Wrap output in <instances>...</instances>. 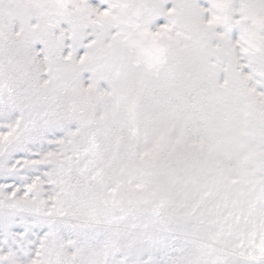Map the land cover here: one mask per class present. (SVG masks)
<instances>
[{"label": "snow or ice", "instance_id": "1", "mask_svg": "<svg viewBox=\"0 0 264 264\" xmlns=\"http://www.w3.org/2000/svg\"><path fill=\"white\" fill-rule=\"evenodd\" d=\"M0 264H264V0H0Z\"/></svg>", "mask_w": 264, "mask_h": 264}]
</instances>
